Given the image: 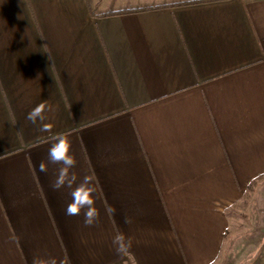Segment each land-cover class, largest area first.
<instances>
[{"label":"crops","instance_id":"crops-1","mask_svg":"<svg viewBox=\"0 0 264 264\" xmlns=\"http://www.w3.org/2000/svg\"><path fill=\"white\" fill-rule=\"evenodd\" d=\"M230 260L264 264V0H0V264Z\"/></svg>","mask_w":264,"mask_h":264},{"label":"trees","instance_id":"trees-1","mask_svg":"<svg viewBox=\"0 0 264 264\" xmlns=\"http://www.w3.org/2000/svg\"><path fill=\"white\" fill-rule=\"evenodd\" d=\"M205 1H208V0L175 1L171 3L157 4V5H143V6H135V7L129 6V7L121 8V9L110 8L104 12H97L95 11V9H93L91 0H87L91 15L97 16V17H110V16L124 15V14H130V13H139V12L155 10V9L163 8L167 6L189 5V4H195V3L205 2Z\"/></svg>","mask_w":264,"mask_h":264},{"label":"rangeland","instance_id":"rangeland-1","mask_svg":"<svg viewBox=\"0 0 264 264\" xmlns=\"http://www.w3.org/2000/svg\"><path fill=\"white\" fill-rule=\"evenodd\" d=\"M93 9H95L94 7H93ZM249 214H251V213H249ZM249 214L248 215H243V220H249V219H251L252 220V217L251 216H249ZM252 221H254V220H252ZM252 221H250L252 224H254L255 222H252ZM249 222V221H248ZM248 222H246V224H248ZM244 235V234H243ZM244 239L243 240H245V241H247V243H244L243 244V246L244 247H241V248H239V249H237V251H239V252H237V253H235L234 255H233V259L234 260H236V256H240V254H241V252L243 251V250H245V248H246V246H248L249 244H251V242L253 241L252 239H250L249 237L247 238V237H243ZM239 240H242V237L241 238H239ZM243 248V249H242ZM232 261L233 260H230L229 261V264H231L232 263ZM233 263H234V261H233Z\"/></svg>","mask_w":264,"mask_h":264},{"label":"clouds","instance_id":"clouds-1","mask_svg":"<svg viewBox=\"0 0 264 264\" xmlns=\"http://www.w3.org/2000/svg\"><path fill=\"white\" fill-rule=\"evenodd\" d=\"M41 108H42V105L37 106V108H35L32 112L29 113L28 118L33 119L34 116L40 112ZM63 162L65 164H71V159L66 157V158H64ZM41 170H43V169H41ZM69 214H71V212ZM87 215H89V213H86V216Z\"/></svg>","mask_w":264,"mask_h":264}]
</instances>
